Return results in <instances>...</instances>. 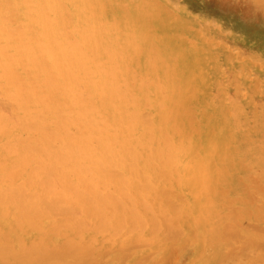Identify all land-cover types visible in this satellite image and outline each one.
<instances>
[{"label": "bare ground", "instance_id": "6f19581e", "mask_svg": "<svg viewBox=\"0 0 264 264\" xmlns=\"http://www.w3.org/2000/svg\"><path fill=\"white\" fill-rule=\"evenodd\" d=\"M260 1L261 0H259V2ZM259 4H261V2ZM174 6L175 4L172 5L164 0H0V80L2 81V88H4V90L12 98V103H14V105H11V107L16 109L19 113V115H16V112L14 111V114L10 107L12 115L14 114L13 116H18V119L16 118L17 120H15V117H9L10 115L8 116V113H4L2 111L4 109H1L0 106V141L2 140V142H0V169L3 168L4 165L6 168H9V170L12 171L14 170L10 169L12 163H14V166L16 165L15 163H17L18 171L21 174L24 173V175L29 177L27 178V180L30 181L29 184H31V182H34L48 189V192H45V194L48 193L47 196L52 197L53 200L55 199L54 202H52L53 210H60L61 212L65 211L66 213H70L69 215L72 216L76 215V213L79 215L83 214V217H90V220H92L91 217L94 216V221H91L92 224L96 223L95 220L99 215V218H102L101 220H108L109 224L107 222L106 225L108 224L110 229H112V226L114 227L115 230L113 231L112 229V231L110 232V235L112 236L113 234L114 236L112 237L114 238L121 234L119 229H122L124 224H129L130 227L131 225L134 227L137 225L136 222L138 221L139 225L145 224L147 226L149 224L152 226L153 222L161 219L158 217L156 219V217L154 218V216L156 215V213L157 216L160 215L158 214V211L159 213L162 212V200H165V208L168 207L167 205L171 206V204L173 203L172 202L171 204H169L170 200L165 199L168 196L169 199H172V197L170 198V196L172 195L173 191L169 189L168 193L165 190L164 192H166L167 194H170L171 192L172 193L170 195H167V197L165 196V193V198H163V196L161 195V200L158 196V194H160L158 193L160 190L157 188L158 192L156 189V192L153 191L156 185H154V183L152 182L150 183L153 184L154 187L153 189H148V192L152 190L153 194L149 199H144V197L149 196H145L147 194L144 195L143 191L145 190V184H142L144 182H140L143 179L145 173H149L152 176L151 178L158 184V187L161 183H163L164 186V183L167 182V180L165 178L164 180L163 177H166L168 174L164 175V173H166L164 170V173H161L162 170L161 172H158V167L159 169H161L162 165L168 167L172 164L174 166L175 169H172L170 167V169L175 171L174 173L171 172L174 174V177L172 176V174L168 176H172L173 183L177 184L179 188L181 187L183 190H185V193H187L191 199V202L189 203L190 206L186 207V209H189V212H191L190 218L186 219L188 217L187 214V217L185 216L184 218H182L181 214L180 216L181 219H186V221L184 222L188 234L191 233L193 235L192 237L196 238L197 234L195 232H198V230L208 232V230L212 229V226L215 225H213L212 222L214 221L213 218L216 215L218 206L220 207L219 202L224 199H226L225 202H227L230 198L228 197L230 189H232L235 185L239 186V184L241 183L239 180H241L242 178L238 179L239 176L237 177L236 173L240 169H247V167L244 168V163L252 162V164H255L256 162L261 165L264 164V146L258 145L257 142L255 144L252 139V136L257 132L258 127V125L256 127L254 124V119L256 117V102L253 96L256 95V88L250 87L249 84L244 86L243 84H241V81L238 80L239 78L242 79L248 71V64L246 65L245 61L249 58L250 54L246 53L242 48L240 49V46H238L237 44L239 41L238 37L230 31L228 32L218 25V27L216 28H210V26H206L207 23L204 25L200 21L196 20L195 17L187 13L180 12ZM253 25H255V27H257L259 30H264L263 23H259L257 21H255V23H251L250 21L247 23L248 27ZM215 26L213 25L211 27ZM261 61H259V67L263 66V63L261 64ZM249 72H251V70ZM255 77L258 79V76ZM247 78L249 77L247 76ZM261 80H259V82ZM255 81L256 80H254V85ZM260 90L261 89H259V94L261 93ZM8 94L6 98H8L11 102ZM5 106L9 105L4 104L3 107L5 108ZM145 106L152 107L154 109V115L150 113L153 116L152 120H149V124H146L145 120L141 116L142 111L140 110ZM142 115L144 114L142 113ZM146 118L147 117H145V119ZM262 124L264 123H261V125ZM17 131H19L21 135L25 136L24 144L19 142V144L17 143V141H19V139L21 138H18L17 141L15 139L16 142L12 143V141H14L12 140L14 139L12 137L13 134L15 137V133L19 134ZM135 133L137 134L135 135ZM25 134L28 135V137ZM261 134L264 135L263 133ZM133 147H137V149L134 150ZM133 162L135 164L137 162V165L135 166ZM258 164L256 165V167L258 166L259 168ZM103 168H111L112 170H118L117 168H120L127 173V184L121 178L120 179L127 185V188L128 186H130L131 193H129L131 195L129 194L130 197L128 199L126 196H123V191H125L126 188L122 189L123 186H121V180L118 181L116 178L111 177V175L109 176V174L105 175L106 172L105 174H103L105 169L103 173L100 174V170H103ZM9 170H7V173H9L10 175H14L13 173H15V170L14 172L12 171L13 173H10L11 171L8 172ZM88 170L91 172L90 176L87 173L89 172ZM112 170L109 172H113ZM166 171L168 172L169 170ZM246 172L247 171H245V173ZM20 173L17 174L19 175ZM158 173H161V175H159ZM9 174L8 176L10 178ZM122 176L124 175H121V177ZM2 177H5V175L3 176V173ZM12 177L13 178L11 181H13L14 179V176ZM23 177L25 178V176ZM251 177L253 176L251 175ZM9 178L8 182L10 180ZM148 178L151 179L150 176ZM254 178L253 180H255ZM262 178L264 177L262 176ZM257 179L258 178L256 177V180ZM256 180L255 182H257ZM4 181L6 182V178L4 179ZM90 181H92L91 183L95 185L94 187H96L98 191L93 190L94 187L91 188ZM3 182H1V184ZM139 183L144 185L143 191V187L141 189V184ZM17 184H22L24 186L22 182L21 184L20 182H17ZM256 184H258V186L260 185L259 183ZM14 185L12 184V186L14 187V192L15 190L17 191L23 188L21 191H24V193H21L20 191V195L25 194L26 196L27 194L31 193V196L33 197L32 194L35 193L34 187L33 191V189L28 190L27 188H19ZM169 185H171L172 187L171 180L168 186ZM32 186L35 185L31 184L30 188ZM149 186L151 185H148L147 187ZM15 187L18 189H15ZM36 187L37 186H35V188ZM246 187L248 186L246 185ZM8 188L10 190L9 186ZM79 188L83 189L84 191H89L90 194L86 195L88 197L84 196L82 194L83 191L81 190V192ZM84 188L87 190H85ZM259 189L261 190L260 186ZM25 190H28L29 193H27L28 191L26 192ZM42 190L39 191L41 192ZM113 191L121 192V195L123 194L122 196L126 200L122 199L124 201L119 202L115 198L117 196H112L116 195L113 193ZM126 191H129V189ZM238 191L241 190H237V192ZM245 191L247 193L248 188ZM18 193H16V195ZM61 194H63L64 197H62ZM85 194H87V192ZM1 195L0 203L4 201L5 204L3 202L1 205L4 206H0V220H6L8 215L13 213L16 208L15 206H13L15 209L13 208V211L11 212L8 208V205L10 204H7L6 202L8 199L3 200L4 197L2 198ZM36 195L38 196L40 194H34V196ZM252 195L254 196V198H256L253 193ZM25 196L22 195L21 198L25 199ZM41 196L37 197V200ZM183 196L186 197L185 195ZM18 197H20L19 194ZM178 198L180 200L183 199V197ZM260 198H258V201ZM13 199L15 202V198ZM49 199L46 201H49ZM238 199H240V197ZM31 200L33 201L34 199ZM144 200L145 202H147L148 200L149 201L145 203ZM166 200L168 201V204L166 203ZM231 200L233 201L234 199ZM22 201L20 203H22ZM245 201L248 202L247 199ZM229 202L230 199L228 203ZM28 203L30 204V202L27 200L26 206H24V211L27 209L29 210V207H31V205L29 206ZM49 203L51 202L49 201ZM231 203L229 204L232 205ZM35 206V208L38 207L37 205ZM223 206L221 205L222 208ZM256 206L260 207L259 205ZM228 208H231V210H233L239 207L236 206L235 208ZM256 210L258 209L256 208ZM44 211L45 210L41 212L39 211L40 215ZM163 211L164 213H166L165 210ZM174 211L175 210H173L172 213H174ZM234 211H236V209L230 211V213L232 214ZM244 211L246 210L243 209V213ZM247 211L249 212L251 210L249 209ZM17 213H19V210L17 211ZM17 213L16 216H18ZM23 213L24 214L20 216V219H17L15 217L13 218L14 220L12 219V221L10 220V218L6 220L8 222L9 220L12 222V224L11 222L8 224L9 227H12L10 228L11 230H7V232H4V230H2V228L0 227V235H2L4 239L7 238V240L0 238L2 241V244H0V256L3 257L0 258V260L6 258V262L8 261L9 263V257L11 256H17L21 259L24 252L19 251L20 247L17 248L18 245L21 246V243L24 244L23 246H25L26 244V247L28 245V247H30V249L32 250L34 248H38V250L41 249L44 252L45 249L43 248L45 247H40L42 244L44 246H48L46 247V250H50L51 247L49 246L52 243L44 244L43 242L45 240H49L48 234L50 237V230L53 232L52 235H54L55 233L57 235V233H59L56 230L54 232L53 227H51L50 230H46L47 227L43 229L44 227H42L41 222H44L42 219L46 214H48V212L45 213V215L42 214V219L38 214L41 226L40 224H38V219L36 220L37 217L34 219V217L32 216L34 213H28V211ZM92 213L96 214L97 217H95V215H92ZM164 213L162 212L161 214ZM20 214L21 213H19V215ZM55 214L58 215V213ZM168 214H171V212H169ZM168 214L166 215L168 216ZM224 214L225 213H222V215ZM231 214L228 213V215L232 216ZM238 214L237 212L233 213V215L237 216V218L239 219H242L245 216L241 214L238 216ZM64 215L66 214L64 213ZM173 215L175 216L176 213L172 214V220H175V217L173 218ZM226 215L227 214H225V216ZM248 215H251V213L247 214L244 218L247 219ZM260 215L264 216L262 213ZM46 216L44 218H46ZM135 217L140 220H136ZM257 217H259V215H257ZM47 218L52 217L48 216ZM164 218L165 217H163V219ZM216 218L220 219L219 216H216ZM260 218L261 217H259V219ZM32 219L33 221L36 220L34 224L32 222ZM55 219L57 218L55 217ZM66 219H68V217H66ZM79 219L81 221V219L83 218H78V221ZM163 219H161L160 224L158 222L160 228L162 227L161 224ZM134 220L136 222H134ZM228 220H230V217L228 218ZM233 220L234 218L232 219V221ZM61 221L62 220H60V222ZM63 221L66 220L64 219ZM68 221L69 223H71L70 225L76 223V221ZM169 221L171 220H168V222ZM220 221L217 222L216 220L217 224L220 223ZM45 222H49V220ZM81 222H83V220ZM168 222H165L164 224L167 225ZM237 222L239 223V221ZM101 223L103 225V221ZM101 223H96V227H98V225H101ZM175 223H177L176 220ZM244 223L246 222H243V224L240 225H243L242 228L244 227ZM248 223L249 222L246 223L247 225H245V229L249 230V227L251 226L252 228L250 227V229H252L253 232L256 230L258 232L257 235H259V233L261 232L263 234L261 237L264 236V233L262 231L264 227L257 226L256 224H254L255 226H252L248 225ZM50 224H53V222ZM82 224H84V222ZM223 224L226 225V223ZM232 224H229V226ZM236 224L234 223V225ZM37 225H39L40 228L42 227L41 229L45 231H42L43 233L40 234V236L36 239L26 238L25 234L29 229L32 230L33 228H36L35 230H38L39 232L41 231L39 230ZM176 225L178 228L181 226L180 224L179 226L178 224H175V226ZM218 225L222 226V224ZM72 226L74 227L75 224ZM72 226L70 228H72ZM91 226V230H93V225ZM91 226L88 228H91ZM118 226L119 228L117 229ZM102 227L103 226H101L100 229H102ZM137 227L139 229H137ZM137 227H134L135 230H132V232L126 230V236L127 233L131 236L133 231L139 232L141 226ZM164 227H162L163 231H169L170 227L172 226H170L169 229H166L167 226ZM218 227L219 226H217L216 229L217 231L219 230L218 232L220 234L217 231H214V229L213 233H215L213 234L212 231L208 232L210 233L209 236L213 237V235H215L217 232L219 234L218 236L220 237H218V240H221V235L225 234L223 238L224 240L226 239L227 242L230 239V237L228 236H231L230 234H232V230L238 229L234 226V228L232 227V230L230 229V232L229 230L227 231L228 233H230L228 234L227 232H225L226 228H223L224 233H221L222 231L220 232V228ZM260 227L262 228V230H259ZM62 228L64 227H61L60 229ZM66 228L67 227H65L64 230ZM88 228L86 232L90 230ZM152 228H154V226ZM182 228L183 227L181 226L179 231ZM227 228H231V226ZM254 228L258 229L253 230ZM57 229L59 230V227H57ZM100 229L98 228L99 232H103V230L106 228L102 229V231ZM175 229L177 228L174 227L172 230ZM98 230H96L94 233H96ZM107 230L108 228L106 229V231ZM116 230H118L120 233L118 234V231L116 233H113ZM159 230L160 229H158V231ZM162 230L161 232H163ZM80 232L83 231L81 230ZM99 232L97 234H102ZM108 232L106 233L109 234ZM138 232L135 235L138 236ZM245 232L248 233L249 231L245 230ZM245 232L243 230L242 233ZM60 233H62L61 236L65 234H63V232ZM142 233L143 232H140L139 236H142ZM156 233H151V236L153 238L154 235L155 238V235H157L156 240H158L160 235ZM179 233H177L174 237L173 235H170V232L168 234L163 233L164 237L161 242H166V240L170 239L168 237H173L175 241L180 236L178 235ZM182 233L184 232L182 231L180 234L182 235ZM226 233L228 234L227 237L229 239L225 237ZM234 233L235 231H233V236L237 237V232L235 233V235ZM4 234H9L10 236H5ZM125 234L123 235V237L125 236ZM204 234L206 235V233ZM255 234L256 233H254V235ZM73 235H68L71 240L73 239ZM141 236L139 238H141ZM81 237L82 236L78 238L82 240ZM251 237L249 240H253V237ZM133 238L134 237H132V239ZM149 238L147 236V239ZM232 238L233 237H231V239ZM242 238L243 240L247 241L246 239L248 237L245 236V239L244 236L241 235L240 239L242 240ZM79 239H77L78 241L75 240L74 245H76V242H79L82 245L83 241L81 242V240ZM122 239H120V242ZM143 239L142 241L140 240L141 244L143 243ZM179 239L180 238H178L177 241H179ZM182 239L184 242L183 245L180 242L179 244H181V247H187V245L189 244L186 243L187 239ZM188 239L190 238L188 237ZM197 239L195 240V242L197 241ZM203 239L206 240V236H204L202 240ZM101 240L103 239L101 238ZM109 240L106 242H112L110 243L112 247V244L116 242H113L114 239H112V241ZM135 240H137V238H135ZM215 240L216 239L214 238L211 239L210 243L208 242L209 245H207L208 243L204 244L209 248L210 246H212L213 248V246L215 247V245L218 243V240ZM249 240L247 243L244 242L247 244L244 247L248 246ZM62 241L65 242V238ZM132 241L134 242V240ZM140 241L137 240L134 245L130 242L131 245L127 244L128 246L124 241V243L122 242L124 245L122 243H118L120 244V247H117L118 249L113 244L115 247L114 249L112 248L111 250V248L107 246V249L104 248L103 251H106L104 252L106 255L109 248L111 251L120 250L122 251L121 254L123 253L121 255V259L123 256H125L123 257L125 259L127 255L129 257V251L132 253V251H136L134 250V248H141L142 246L144 247V243L141 246ZM146 241V243L152 244L158 242L155 240V242L153 240V242H148V240ZM170 241L172 244V238L170 239ZM87 242H85V244ZM161 242H159L158 244L162 245ZM203 242L204 241H202V244ZM254 242L256 241L253 240V243ZM91 243V246H93L92 249H96L93 245L95 241ZM137 243L138 246H135L137 245ZM236 243H239V241ZM263 243L264 241L261 240L258 244L262 245ZM88 244H86L85 246H87ZM102 244L103 243H101V246H103ZM173 244L175 243L173 242ZM204 244L202 245V247L204 246ZM252 244H250V246ZM255 244L258 245L257 242ZM121 245H123V247ZM125 245L127 249L126 247H124ZM233 245L235 246V244ZM56 246L54 243V246L52 247L54 248ZM58 246L60 250L56 247L57 251H62V254H65L66 251L69 252V250L74 252V248L78 250L77 248L80 247L79 250H81L77 253H79V255L83 257L82 259H84L85 254L81 253H83L82 251L85 246L82 245V248L81 246L76 245V247L74 248L67 247V249H65L64 244L63 246H61V244H59ZM71 246L73 245L71 244ZM91 246L89 248L91 251L88 249L86 253L85 250L84 253H86L87 255L85 257H88L89 255L91 256V254L93 253ZM98 246L101 248L100 245ZM253 246L254 244L252 245V248ZM258 246H256V249L254 250H258ZM60 247L63 250H61ZM162 247L165 246L159 247L158 250H160V248L162 249ZM233 247L231 246L233 251L231 250V248L229 250L227 247L228 250L226 252H228V255L225 252V256H228V260L230 259V254L231 257H233L232 255L236 253L234 251V249L236 250V248ZM240 247H237L238 250H243L242 248L244 247ZM55 249L50 250V252L55 253L56 256L57 251L54 252ZM205 249L206 247L203 250ZM245 249L247 251V247L244 248V250ZM125 250L127 251L125 252ZM244 250L241 251V253L244 252ZM99 251L101 250L99 249ZM99 251L98 253L103 254V252ZM155 251L156 250H154L153 253H155ZM202 251L200 253L205 254ZM50 252L49 254H51ZM173 252L175 251L173 250ZM32 253H29L30 256H27V258L25 259L26 261L24 260L25 262L29 263L30 260L32 264H37L38 261H40L39 259H41V264H43V262L44 264H47L51 262L50 258L54 256V254L52 253L53 256L51 254V257L49 255V257H42V255L37 252V257H34L35 255H33ZM59 253L61 252H58V254ZM74 253L72 254L70 260L65 261L60 257L62 255L61 254L59 256L60 258H55L58 259L55 260L56 263L54 262V257L52 258L53 261L51 263L59 264V262H63V264H67L70 261V263H73L75 260V262H77L78 264V259L76 261L75 258H78L80 256H77L78 254L76 252ZM149 253L150 252L147 251V255L145 253L141 256H148V258L152 257L151 255L153 253H151L150 256L148 255ZM156 253L159 254L158 252ZM169 253L170 251L168 250V254ZM183 253L182 255L184 256ZM38 254L41 256H38ZM112 254L113 252L111 253V255ZM136 254L138 253L136 252ZM168 254L166 256L170 255ZM202 254H200L199 256H201ZM177 255L176 258L178 257ZM244 255H246V258L249 257V255L247 256V253H245ZM63 256L67 259L70 258L67 257L68 255H62V257ZM74 256L75 258H73ZM93 256L92 259L95 260ZM225 256L224 262L226 263ZM17 257H15L17 261H21V263L24 262L22 261V259L24 258L18 260ZM145 257L144 259L140 257V259L138 258L137 260L144 262L146 259ZM160 257H158V261ZM250 257L253 258V256ZM34 258H37V263L36 261L33 262ZM44 258L45 260L43 261L42 259ZM72 258L74 260H72ZM98 258L99 257H97V260ZM152 258H154V256ZM163 258L164 257L160 259ZM217 258L218 254H215L214 259ZM236 258H234V260ZM239 258L237 259L240 260ZM46 259L48 260V262ZM92 259L89 258L87 261H92ZM115 259L119 260L118 258ZM193 259H195V257L192 258V260L190 259V264L191 261H195L197 257L195 260ZM80 260L81 259L79 258V261ZM108 260H110V258ZM114 260H112V263ZM153 260L155 262L157 261L155 259ZM201 260H203V258ZM219 260L222 262L223 256L221 259L219 258ZM254 260L255 259L253 258L252 263L255 262ZM259 260L262 259H258V263L262 262ZM87 261H85L84 263L86 264ZM158 261L157 264H161V262H163V260L161 262ZM6 262L4 261L3 263L5 264ZM13 262L17 264V262H15L14 260L11 263ZM97 262L99 264H104V260L103 262H101V260ZM133 262L135 264V262L137 261ZM239 262L241 263V261ZM92 263L94 264V262ZM176 263L177 262H175V264ZM217 263L220 264L219 262Z\"/></svg>", "mask_w": 264, "mask_h": 264}, {"label": "rangeland", "instance_id": "374dc122", "mask_svg": "<svg viewBox=\"0 0 264 264\" xmlns=\"http://www.w3.org/2000/svg\"><path fill=\"white\" fill-rule=\"evenodd\" d=\"M164 1H166V2H168V3H170V4H172V5H174L175 4V8H177V10H179L180 12H183V13H187V14H189V15H191V16H193V17H195V19L196 20H198V21H200L201 23H203L204 25L206 24V26H210V28H216V27H218V26H220V27H222V28H224L225 30H227L228 32L230 31L231 33H233L234 35H236L237 37H238V46H240V49L242 48L246 53H249L250 55H249V58L248 59H246V61H245V64L249 67H247V73L244 75V77L242 78V79H238L239 81H241V84H243L244 86L245 85H250V87H254V88H256V95H254L253 96V98H254V100H255V102H256V117H255V119H254V124H255V126L257 127V125H258V127H260V128H258L257 127V132L252 136V139H253V141H254V143L256 144V142H257V144L258 145H262V146H264V135H262L261 133H263L264 134V124H262L261 125V123H264V117H262V116H264V84H262V83H264V30H259L257 27H255V25H253V26H250V27H248L247 26V23L250 21L251 23H255V21H257V22H259V23H263L264 24V0H261L260 2H261V4H259L260 2H259V0L258 1H256V0H164ZM173 2V3H172ZM179 2H181V3H179ZM255 2V3H254ZM258 2V3H257ZM177 3V4H176ZM202 3V4H201ZM206 6H205V5ZM214 4V5H213ZM183 5H185V6H183ZM210 5V6H209ZM197 6V7H196ZM202 6V7H201ZM260 6V7H259ZM189 7V8H188ZM190 7H191V9H190ZM190 11H189V10ZM194 9V10H193ZM196 9V10H195ZM207 9V10H206ZM202 13V14H201ZM216 14H218V15H216ZM209 15V16H208ZM205 16V17H204ZM213 16V17H212ZM208 17V18H207ZM198 18V19H197ZM208 21V22H207ZM213 24H212V23ZM220 23V24H219ZM211 24V25H210ZM215 26V27H211V26ZM218 25V26H217ZM229 25V26H228ZM226 27H227V29H226ZM253 53V54H252ZM256 55V56H255ZM259 56V57H258ZM251 57V58H250ZM253 59H255V60H253ZM258 59H259V61H261V64L263 65H261L262 67H259L260 66V64H259V61H258ZM251 60V61H250ZM258 62V63H257ZM253 67V68H252ZM251 70V72H249ZM249 77V78H247V76ZM253 75V76H252ZM246 76V77H245ZM255 76H258V79L255 77ZM252 77V78H251ZM262 79H260V78ZM255 78V79H254ZM254 80H256L255 81V85H254ZM259 80H261L260 82H259ZM253 82V83H252ZM261 83V84H260ZM260 84V85H259ZM259 86V87H258ZM257 88H259V89H261L260 90V94H259V89H257ZM3 89V90H2ZM2 91H5L4 90V88H2V81L0 80V106H1V109H4V110H2L4 113L6 112V114L9 116V117H12V118H14L15 117V120H17L18 119V116H16L17 114L19 115V113H18V111L16 110V109H14V108H12L11 107V105H14V103H12L13 101H12V98L10 97V95L5 91V92H2ZM5 93V94H4ZM8 94V97L10 98V100H11V102L9 101V99L8 98H6L7 97V94ZM3 95V96H2ZM6 95V96H5ZM3 102V103H2ZM7 102H10V103H7ZM263 102V103H262ZM2 104V105H1ZM9 105V106H5V108L3 107V105ZM3 107V108H2ZM10 107H11V109H12V111H13V113L15 114V112H16V115L15 116H13L12 115V111L10 110ZM14 107V106H13ZM262 108V109H261ZM145 109V110H144ZM150 109V110H149ZM144 110V111H143ZM261 110H262V112H261ZM15 111V112H14ZM140 111H142L141 112V116L143 117V119L145 120V123L147 124H149V120H152V116L154 115V109L152 108V107H147V106H145V107H143ZM11 112V113H10ZM147 112V113H146ZM149 112V113H148ZM142 113L144 114V115H142ZM150 113H152L153 115H151ZM149 116V117H148ZM145 117H147L146 119H145ZM17 118V119H16ZM262 118V119H261ZM257 121V122H256ZM260 123H259V122ZM18 133H19V131H17ZM16 134V137L14 136V134H13V138L14 139H12V140H14V141H12V143H15L17 140H18V138H21V139H19V141H17V143L19 142V143H22V144H24V135H21L20 133L19 134H17V133H15ZM137 133H135V135H136ZM17 135H19V136H17ZM26 135V134H25ZM262 135V136H261ZM21 136H23V137H21ZM27 137H28V135H26ZM260 136V137H259ZM253 137H255V138H253ZM259 137V138H258ZM262 137V138H261ZM23 138V139H22ZM258 138V139H257ZM15 139H16V141H15ZM5 140V139H4ZM4 140H3V142H4ZM23 140V141H22ZM263 141V142H262ZM0 142H2V140L0 141ZM16 143V144H17ZM18 143V144H19ZM133 149L134 150H136L137 149V147H133ZM257 156V155H256ZM1 160V159H0ZM135 161V160H134ZM134 163V162H133ZM16 165V167L14 166V163H12V166H11V168L10 169H14L15 170V173H13L14 172V170H9V168H6L4 165H3V168H1L0 169V177H2V173H3V176L5 175V177H2V178H0V179H2V180H0V184H1V182H3L4 181V179L6 178V182L4 181L2 184H1V186L0 187H2V188H0L1 190L3 189L4 191H6V192H4L3 190H2V192H1V190H0V195H1V197L3 198L4 197V199L3 200H7L6 202H7V204H10V205H8V208H9V210L12 212L13 211V206H15V208H16V210H14V212L13 213H11L10 215H8V217H7V219L6 220H8L9 218H10V220L12 221V219L13 218H17V219H20L21 217V215H23L24 213L23 212H26V211H28V213H34L32 216L34 217V219L36 218V220L38 219V224H40V222H39V218H38V214H39V217L42 219V217H43V215L42 214H44L45 215V213H47L48 212V214H46L45 216H46V218H44L43 217V221L45 222V221H48L49 220V222H45V225H44V222H41V224H42V227H44L43 229H45L46 227V230H50L51 229V227H53L54 228V232H55V230L57 231V232H59V233H57V235H56V233L54 234V235H52V231L50 230L49 232H50V237H49V234H48V238H49V240H45L43 243L44 244H51L49 247H51V249L50 250H54L56 247L59 249V244H61V246H63V244H64V247H65V249H67V247H72V248H74V247H76V245H79V246H81L82 248H83V246H85L86 244H88L90 241L91 242H94L95 241V243L93 244L94 246H95V248L97 249H94V250H96V251H94L93 249H92V247L93 246H91L92 245V243L90 242L87 246H85V248L83 249V253H81V254H85V256H87L86 255V253H87V251H88V249L90 248V246H91V249H92V251H93V253L91 254V253H89V254H91V256L89 255L88 257H85L84 256V259H82L83 257L82 256H80L79 255V253H77L78 251H80L79 250V248L80 247H78L77 249L78 250H76V248H74L73 250H75L74 252H76L78 255L77 256H80V257H78V258H75V256L73 257V258H75L76 259V261H77V259H78V264H85L84 262L85 261H87L89 258H91L92 259V256L95 258V260L94 259H92V261H87V263H89V264H91L92 262H94V264H97L98 262L97 261H99V260H101V262H103V260H104V264H134V262L133 261H137V262H135V264H149V262H150V264H157V261H158V257H160V256H162V257H164L163 259H160V258H162V257H160L159 258V261L158 262H161L162 260H163V262H161V264L163 263V264H168V263H170V262H172V263H170V264H173V261H174V264H175V262H177L176 264H190V259L192 260V258H194L195 257V259H196V257H197V261L195 260V259H193V260H195V261H191V264H218L217 262H219L220 264H229V263H232V264H241L242 262H244V263H242V264H260V263H262V264H264V256H263V253H264V249H263V247L264 246H262V245H264V243L262 244V245H259L258 243L262 240V241H264V236L263 237H261L263 234L259 231V230H262V228L261 227H264V216H262V215H260L261 213L264 215V192H262V191H264L263 189H264V178H262V176L264 177V174H261V173H264V164H258V163H256L255 162V164H252V162H248V163H244V168H246L247 167V169H240V170H238L237 171V177H238V179H241V180H239L241 183L239 184V186L238 185H235L232 189H230V193L228 194V197H230L229 199H230V202L229 203H231V199H234V200H236V201H232V205H230L229 203H228V201H229V199H228V201L227 202H225L226 201V199H224V200H222V201H220L219 202V205H220V207H221V205L223 206V204H224V206H223V208L221 207H219L218 206V209H217V212H216V215L214 216V218H213V225L215 224H217V222H219L221 219V221H220V223H218V224H222V226L221 225H214V226H212V229H210V230H208V232H211L212 231V233H213V230L214 231H217V226H219L218 228H220V232L221 233H224L223 231H224V229L223 228H226V230H225V232H227L228 230H229V232H230V229L232 230L233 228H234V226L235 227H237L238 229L237 230H232V234H230V233H228V234H230L231 236H228V237H230V239L227 237V233H226V238L227 239H229L228 240V242H227V240L225 239L224 240V238H223V236L225 235H221V237L223 238V240H222V238H221V240H218V235L220 234L218 231V233L216 232V234L215 235H213L212 233V235H213V237L211 238L210 236H209V234L210 233H208V232H204V231H202V230H198V232H199V234H198V232H195L196 234H197V236H196V238H194V237H192L193 235L191 234V233H189V234H191V235H189L188 234V231H186L187 229H186V227H185V222L184 221H186V219H189L190 218V216H191V212H189V209H186V207H189L190 206V197H189V195L187 194V193H185V190H183L181 187L179 188V186L177 185V184H174L173 183V177H174V172L175 171H173L172 169L174 168V166L171 164V165H169L168 167L166 166L165 167V165H162L161 167L162 168H164V169H159V167H158V172H161V170H162V172L161 173H164V171L166 172V173H164V175L166 174H168V175H171L172 174V176H164L163 174V179L165 178L166 180H167V182H165L164 184V186H163V183H161V184H159V187H158V184L151 178L152 176L149 174V173H145L144 174V177H143V179L140 181L141 183L142 182H144V183H142V184H145V186L144 185H142L141 183H139V184H141L140 185V187H141V189H142V187L144 186L145 187V190H144V187H143V189H142V191L144 192V195L145 194H147V195H145V196H148V197H144V199L145 198H147V199H149L150 197H151V195L153 194V191H155V189L157 190V188L161 191L163 188V190L161 191L162 192V194H161V192L159 191L158 192V190H157V192L158 193H160V194H158V196L160 197V199L162 200V196H163V198H165V196L167 197V195H170V194H167L166 192H168L169 193V189H171V191H173V193H172V195L170 196V198L172 197V199H169L168 197L167 198H165V199H167V200H170L169 202V204H171L172 202L174 203H172L171 204V206H169V205H167L168 204V201L166 202L167 204V206L168 207H164L165 206V200L163 199L162 200V202L161 203H163V206H162V209L163 210H165L166 211V213H164V211L162 210V212L164 213V214H161V213H159V211H158V214H160V215H158L157 216V213H156V215L154 216V218L156 217V219H157V217L158 218H161V219H163V217H165L163 220H162V224H161V226L162 227H164V226H167L166 227V229H169V227L170 226H172V227H170V229H169V231L167 232L166 230H162L163 228L161 227L160 228V223H161V219H158V221L156 220L155 222L157 223H155V222H153L152 223V226L151 225H149V226H151V227H149L148 225L146 226L145 224L143 225V224H141V225H139L138 223V221L136 222L135 220H134V222H136L137 223V225L136 226H134L135 228L137 227V226H141L140 227V231L138 232L139 234H140V232H143L142 233V236H141V238H139L140 236H139V234H138V236L137 235H135V234H137V232H135V231H133V233L131 234V236H130V234H128L127 233V236H126V234H125V232H127L126 230H129L130 232H132V230H135L134 229V227L131 225V227L129 226V224H124V229H123V227H122V229H119V231L121 232V234H125V236L123 237V235H121V234H119L120 232L118 231V230H116L115 232H113V233H116L117 231H118V236H116L115 238L114 237H112V236H114L113 234H112V236L110 235V232L112 231V229H113V231L115 230L114 229V227L112 226V225H110V226H112L111 228L112 229H110L109 228V222H108V220L107 219H104V220H101L102 218H99V215H98V218L95 220V222L96 223H101L102 221H103V225H102V223H101V225H98V227H96L97 226V224L96 223H94V224H92L91 223V221H94L93 219V217L94 216H92L91 217V219L92 220H90L89 218L90 217H87V218H85V217H83V214H77L76 213V215H74V216H72V215H69L70 213H66L65 211H63V212H61L60 210H53V203L52 202H54V200L52 199V197H49V196H47L48 195V193H46L45 194V192H48V189L45 187H43V186H40V184H36V183H34V182H31V184L33 185H35V186H37L36 188H35V186H32L31 188H30V186H31V184H29L30 183V181L29 180H27V178H29L28 176H26V175H24V173H20L19 171H18V169H17V163H15ZM135 164V163H134ZM247 164V165H246ZM259 165V168H258V166L256 167V165ZM137 165V162H136V164H135V166ZM261 165V166H260ZM164 166V167H163ZM173 166V167H172ZM0 167H1V163H0ZM16 169H15V168ZM170 167L172 168V169H170ZM250 167H251V169H253L254 167V169L253 170H251L250 169ZM253 167V168H252ZM260 167H261V169H260ZM112 168V167H111ZM111 168H103V170L101 169L100 170V174H102L103 173V171H104V169H105V171H104V173L103 174H105V172H106V174L105 175H107V174H109V176L111 175V177H113V178H116L118 181H120L121 179L126 183V182H128L127 180L128 179H126V177L128 176L127 175V173L125 172V171H123L122 169H120V168H117L118 170H112ZM109 169V170H108ZM115 169V168H114ZM175 169V168H174ZM249 169H250V171H249ZM260 169V170H259ZM6 170V171H5ZM7 170H9L8 172H10V173H13L14 175H12V176H14V179H13V181H11L12 180V176L9 174V173H7ZM113 171V172H109V171ZM164 170V171H163ZM166 170H169L168 172L166 171ZM172 170V171H171ZM89 171V170H88ZM102 171V172H101ZM117 171V172H116ZM240 171H242V172H240ZM245 171H247L246 173H245ZM122 172V173H121ZM171 172H173V173H171ZM238 172H240V173H238ZM253 172H255V173H253ZM5 173V174H4ZM17 173H20L19 175L17 174ZM88 174H89V176H90V171L89 172H87ZM113 173V174H112ZM118 173H120L121 175H124V176H122L121 177V175L120 174H118ZM124 173V174H123ZM161 173L159 174V175H161ZM245 173V174H244ZM7 174V175H6ZM8 174L10 175V178H9V176H8ZM126 174V175H125ZM18 177H17V176ZM113 175V176H112ZM115 175V176H114ZM119 175V176H118ZM251 175L253 176V177H251ZM262 175V176H261ZM8 176V177H7ZM23 176H25V178L23 177ZM116 176H118V177H116ZM150 176V178L151 179H149L148 177ZM16 177H17V179H16ZM146 177V178H145ZM168 177V178H167ZM255 177V178H254ZM256 177L258 178L257 180H256ZM8 178L10 179L9 180V182H8ZM24 180H23V179ZM121 178V179H120ZM144 178H145V180L146 179H149V180H144ZM253 178L257 181V182H255V180H253ZM261 178V179H260ZM24 181H22V180ZM164 179V180H165ZM19 180H21V181H19ZM27 180V181H26ZM121 180V186H123L122 187V189H125L126 188V190H128L129 189V191H123V196H126L127 197V199L130 197V193H131V189H130V186H128V188H127V183L125 184V183H123V181ZM152 180V181H151ZM168 180H169V182H170V180H171V182H172V187H171V185H169L168 186V184H169V182H168ZM259 180V181H258ZM261 180V181H260ZM147 181H148V183H150V182H152V183H154V185H156L155 186V188H154V190L151 192L150 190V192H148V189H153V187H154V185L153 184H148L147 183ZM243 181V182H242ZM17 182H20V184H21V182L24 184L25 182V184H24V186L21 184V185H19V184H17ZM28 182V183H27ZM92 181H90V183H91ZM168 183V184H167ZM239 183V182H238ZM248 186V187H246V185ZM256 183H259L260 185V187H261V190L259 189V186H258V184H256ZM262 183V184H261ZM12 184L14 185V184H17V185H19V186H17V185H14V186H16V187H19V188H22V187H24V188H27L28 190H32L33 189V187H34V189H35V191H34V189H33V191L35 192L34 194H36V193H38V194H40V195H36V196H34V194H32L33 195V197H36V198H33L32 196H31V193H29V191L27 192L26 190V192L27 193H29V194H27L26 196H25V194H22L23 196H25V199L24 198H21L22 197V195H20L21 193H24V191H21L22 189H20V190H15V192H14V187L12 186ZM123 184V185H122ZM146 184H148V185H153L152 186V188H151V186H149V187H147L148 185H146ZM2 185H7V186H2ZM26 185V186H25ZM29 187H28V186ZM39 185V186H38ZM93 183H91L90 184V186H91V188H93L95 185H93ZM126 187H125V186ZM162 185V186H161ZM253 185V186H252ZM263 185V186H262ZM8 186L10 187V190H9V188H8ZM237 186V187H236ZM242 186V187H241ZM15 187V189H18V188H16ZM160 187H161V189H160ZM163 187V188H162ZM176 187V188H175ZM13 188V189H12ZM30 188V189H29ZM42 188H43V190H42ZM78 188V187H77ZM96 187H94V189L93 190H96V191H98L97 190V188L95 189ZM147 188V189H146ZM179 188V189H178ZM248 188V192L246 193V189ZM7 189V190H6ZM85 189V188H84ZM121 189V190H122ZM9 190V191H8ZM38 190V191H37ZM39 190H42L41 192L39 191ZM79 190L82 192V194L84 195V196H86V195H89L90 194V192L89 191H84L83 189H80L79 188ZM85 190H87V189H85ZM166 190V192H164ZM235 190V191H234ZM237 190H241V191H238L237 192ZM252 190V191H251ZM259 190V191H258ZM20 191H21V193H20ZM33 191H30V192H33ZM176 191V192H175ZM244 191V192H243ZM257 191H258V193H257ZM19 192V193H18ZM25 192V193H26ZM87 192V194H85ZM89 192V193H88ZM130 192V193H129ZM156 192V191H155ZM234 192V193H233ZM5 193V194H4ZM14 193V194H13ZM16 193H18L19 194V196L20 197H18V194L16 195ZM42 193H43V195H42ZM113 193L114 194H116V195H112L113 197H115V196H117V197H115L119 202L120 201H124V200H122V199H125L122 195H121V192H117V191H113ZM126 193H127V195H126ZM150 193V194H149ZM166 193V194H165ZM239 193H242V194H239ZM248 193H249V195H248ZM252 193L255 195V197L256 198H254V196L252 195ZM10 194V195H9ZM119 194V195H118ZM130 194V195H129ZM164 194H165V196H164ZM231 194V195H230ZM233 194V195H232ZM235 194V195H234ZM251 194V195H250ZM257 194H259V195H257ZM263 194V195H262ZM7 195V196H6ZM42 195V196H41ZM162 195V196H161ZM179 195V196H178ZM183 195H185L186 197H184ZM11 196V197H10ZM13 196V197H12ZM16 196V197H15ZM30 196V197H29ZM39 196H41L40 198H41V200H40V198L38 199L39 201H40V203H43V204H40L39 203V201L37 200V197H39ZM61 196L62 197H64V195L63 194H61ZM120 198H119V197ZM247 196H249V197H247ZM26 197H28V198H26ZM32 197V198H31ZM44 197V198H43ZM86 197H88V196H86ZM174 197V198H173ZM178 197H183V199L182 200H180ZM240 197V199H238V198ZM244 197V198H243ZM261 197V198H260ZM10 198V199H9ZM13 198H15V202H14V199ZM43 198V199H42ZM46 198V199H45ZM50 198V199H49ZM119 198V199H118ZM177 198H178V200H177ZM235 198H237V199H235ZM258 198H260L259 199V201H258ZM25 200V201H22V200ZM31 199H34L33 201L31 200ZM45 199V200H44ZM49 199V201L51 202V203H49V201H46V200H48ZM51 199H52V201H51ZM147 199H145V200H147ZM174 199V200H173ZM247 199V201L248 202H246L245 200ZM255 199H257V200H255ZM1 200V199H0ZM2 200V201H3ZM27 200L30 202V204L28 203V205L30 206L31 205V207H29V210L27 209V210H25L24 211V206H26V203H27ZM126 200V199H125ZM145 200H144V202H145ZM18 201V202H17ZM22 201V203H20ZM38 202V203H35V202ZM42 201V202H41ZM44 201V202H43ZM149 201V200H148ZM147 201V202H148ZM242 201V202H241ZM1 202V201H0ZM4 202V201H3ZM2 202V203H3ZM32 202V203H31ZM147 202H145V203H147ZM176 202H178V203H176ZM239 202V203H238ZM246 202V203H245ZM251 202V203H250ZM2 203H0V206H4V205H1ZM187 203H188V205H187ZM220 203H222V204H220ZM235 203V204H234ZM243 203V204H242ZM248 203H249V205H248ZM4 204H5V202H4ZM19 204V205H18ZM46 204V205H45ZM50 204V205H49ZM52 204V205H51ZM176 204H178V205H176ZM241 204V205H240ZM253 204V205H252ZM35 205H37L38 207L37 208H35L36 206ZM41 207H40V206ZM44 205H45V207H44ZM174 205V206H173ZM182 206V208H181V206ZM192 205V204H191ZM225 205H227V206H225ZM256 205H259L260 207H258V206H256ZM7 206V205H6ZM23 206V207H22ZM35 206V207H34ZM236 206H238L239 208H235ZM245 206V207H244ZM247 206V207H246ZM17 207H18V209H17ZM43 207V208H42ZM165 209H164V208ZM170 207V208H169ZM177 207V208H179V209H175V208ZM228 207H234L235 209H236V211H234V212H237V214H238V216L241 214V215H245L244 217H246V215L247 214H249V213H251V215H248L247 216V219L246 218H244L243 216H241V217H243L242 219L240 218H237V216H235V215H233V213L231 214L230 213V211H233V210H235V209H233V210H231V208H228ZM241 207V208H240ZM249 207V208H248ZM14 208V209H15ZM33 208V209H32ZM35 208V209H34ZM48 208H50V209H48ZM171 208H173V209H171ZM220 208V209H219ZM256 208L258 209V210H256ZM263 208V209H262ZM173 210H175L174 211V213H176V215L174 216L173 215V218L175 217V220L177 221V223H175V220H174V223L175 224H178V226H179V224L183 227L180 231H179V229H180V227L178 228L177 227V225L175 226V224L173 223V220H172V214H174V213H172V211ZM223 209H224V211H223ZM238 209V210H237ZM242 209V210H241ZM243 209L244 210H246V211H244V213H243ZM251 210V211H247V210ZM19 210V213H21L20 215H19V213H17V211ZM23 210V211H22ZM33 210V211H32ZM41 211H43V210H45L43 213H41V215H40V212ZM51 210V211H50ZM171 212V214H168L169 212ZM53 211V212H52ZM55 211V212H54ZM185 211H187V212H185ZM222 211V212H221ZM180 212V213H179ZM185 212V213H184ZM229 214H231L232 216H230V215H228V213ZM16 213L18 214V216H16ZM55 213H58V215H54ZM59 213H60V216H59ZM64 213L66 214V215H69V216H66V215H64ZM179 215H178V214ZM219 213V214H218ZM222 213H225V214H227L229 217H230V220H228V216L226 217L225 216V214L224 215H222ZM166 214H168V216L166 215ZM180 214L182 215V218H184L185 216H186V214L188 215V217L186 218V219H181V216H180ZM218 214V215H217ZM254 214V215H253ZM35 215V216H34ZM77 215H79V216H77ZM92 215H95V217H97V215L96 214H94V213H92ZM171 215V216H170ZM257 215H259V217H261L260 219H259V217H257ZM52 217V218H47V217ZM159 216H162V217H159ZM170 216V217H169ZM216 216L218 217H220V219L218 218H216ZM19 217V218H18ZM32 217V218H33ZM55 217L57 218V219H55ZM59 217H61V218H59ZM66 217H68V219H66ZM70 217H71V219H70ZM83 218V219H81V221L83 220V222H84V224H82L83 222H81L80 221V219H79V221H78V218ZM103 217H104V215H103ZM232 217V218H231ZM250 217V218H249ZM256 217V218H255ZM66 220V221H63L64 219ZM74 218V219H73ZM85 218V219H84ZM153 218V219H154ZM216 218V219H215ZM223 218H224V220H223ZM225 218H227V219H225ZM234 218V220L232 221V219ZM263 218V219H262ZM52 219V220H51ZM135 219L136 220H140V219H137L136 217H135ZM255 219H257V220H255ZM6 220H0V227L2 228V230H4V232H7V230H11L10 228H12V227H9L8 226V224L11 222L10 220H9V222L8 221H6ZM14 220V219H13ZM35 220V221H36ZM41 220V221H42ZM51 220V221H50ZM60 220H62L61 222H60ZM68 220H70V221H73V222H75L76 221V223H74L75 224V226L76 227H78V228H76L75 226L73 227L72 225H74V224H72V225H70L71 223H69V221ZM85 220V221H84ZM88 222H87V221ZM165 220V221H164ZM167 220V221H166ZM168 220H171V221H169L168 222ZM216 220H217V222H216ZM3 221V222H2ZM35 221H33V219H32V222H33V224H34V222ZM68 221V222H67ZM154 221V220H153ZM180 221V222H179ZM237 221H239V223L237 222ZM257 221H258V223H257ZM2 222V223H1ZM53 222V224H50V223H52ZM56 222V223H55ZM63 222V223H62ZM90 223L91 225H93V230H91L92 229V226L90 225V224H87V223ZM108 222V226L106 225V223ZM158 222H159V224H158ZM165 222H168L167 223V225L166 224H164ZM179 222V223H178ZM226 223V225L225 224H223V223ZM230 222H232V223H230ZM243 222H249L248 223V225H252V226H255L254 224H256L257 226H261L260 228H259V232L261 233H259V235H257V231L255 230V229H258V228H254L253 230H255L254 232L252 231V229H250V227H249V230L248 229H245L244 227H245V225H247L246 223H244V227L242 228V226H240L241 224H243ZM48 223V224H47ZM66 223V224H65ZM69 225H68V224ZM105 223V224H104ZM227 223H228V226H227ZM234 223L236 224V223H238V224H236V225H234ZM11 224H12V222H11ZM37 224V223H36ZM41 224H40V226H41ZM50 224V225H49ZM63 224V225H62ZM81 224H82V227H81ZM154 224V225H153ZM169 224V225H168ZM183 224V225H182ZM229 224H232V225H230L231 226V228H227V227H230L229 226ZM60 225V226H59ZM66 225V226H65ZM105 225V226H104ZM11 226V225H10ZM72 226V228H70ZM91 226V228H88V227H90ZM101 226H103L102 227V229H104V228H108V230L106 231V229H104L103 230V232H99V230H98V228L100 229V227ZM129 226V227H128ZM154 226V228H152ZM156 226V227H155ZM227 226V227H226ZM256 226V227H257ZM7 227H9V228H7ZM37 227L39 228V230H41L40 232L38 231V230H35L36 228H33L32 230H28L27 231V233L25 234V236H26V238H28V239H36V238H38L39 236H40V234H42L43 232L42 231H45V230H42L40 227H39V225H37ZM57 227H59V230L57 229ZM61 227H67L65 230H64V228H62V229H60ZM88 229H90V230H88L87 232H86V230H87V228ZM94 227H95V229H94ZM128 227V228H127ZM148 227V228H147ZM177 228V229H175V230H172L173 228ZM214 227V228H213ZM233 227V228H232ZM247 227V226H246ZM0 228V229H1ZM32 228V227H31ZM52 228V229H53ZM82 228V229H81ZM97 228V229H96ZM119 228V226L117 227V229ZM141 228H142V230H141ZM146 228V229H145ZM172 228V229H171ZM252 228V227H251ZM71 229H72V231H71ZM75 229H76V231H77V233H76V231H75ZM83 231V232H80L81 230ZM84 229V230H83ZM102 229H100L101 231H102ZM137 229H139L138 227H137ZM149 229V230H148ZM153 229H154V231H153ZM155 229H156V232L158 231V229H160L157 233H158V235H160L161 236V239H160V236H159V239L158 240H156L157 238V235H155V238H154V235H153V238H152V236H151V233L153 234H155L156 232H155ZM164 229H165V227H164ZM221 229H223V230H221ZM240 229V230H239ZM244 230V232H245V230L246 231H249L248 233H242L243 232V230ZM73 230H74V232H73ZM96 230H98L96 233H94ZM122 230V231H121ZM161 230L163 231V232H161ZM173 232H172V231ZM178 230V231H177ZM242 230V231H241ZM109 231V232H108ZM128 231V232H129ZM149 231H151V232H149ZM153 231V232H152ZM184 232V233H182V235L180 234L181 232ZM233 231H235V233L237 234V237L235 236H233ZM239 231H241V232H239ZM263 233H264V228H263ZM3 232V231H2ZM3 232V233H4ZM29 232V233H28ZM60 232H63V234L64 235H62L61 236V234L62 233H60ZM102 233V234H97V233ZM106 232H108L109 234H107ZM161 232V233H160ZM170 232V235H173V237L174 236H176V234L177 233H179L178 235H180L178 238H180L179 239V241H177L178 240V238H177V240H175V241H177V242H175L174 241V239H173V237H168V238H172V241L175 243V244H173V242H172V244H171V241H170V239H168V240H166V242L165 241H162L161 242V240H163V237H164V234L163 233H169ZM171 232H172V234H171ZM240 234H239V233ZM253 234H252V233ZM1 233V232H0ZM37 233V234H36ZM82 233H83V235H82ZM94 233V234H93ZM106 233V234H105ZM150 233V234H149ZM156 233V234H157ZM174 233V234H173ZM203 233V234H202ZM204 233H206V235L204 234ZM235 233H234V235H235ZM254 233H256L255 235H254ZM59 234H60V236H59ZM76 235V236H74V235ZM88 234V235H87ZM91 234V235H90ZM93 234V235H92ZM103 234H105V235H103ZM135 236H134V235ZM200 234H202V235H200ZM239 234V235H238ZM5 235V234H4ZM3 235V236H4ZM6 235H8V236H10L9 234H6ZM5 235V236H6ZM35 237H34V236ZM68 235H70V236H72L73 235V239L71 240V238L68 236ZM115 235H117V234H115ZM144 235H145V237H144ZM148 236V238H149V236H150V240L149 239H147V236ZM177 235V236H178ZM241 235L242 236H244V238H245V236H247L248 238L246 239L247 241H245V240H243V238H242V240L240 239V237H241ZM251 235H252V237H253V240L254 241H256L257 242V244L259 245H256L255 243L256 242H254L253 243V240L251 239V240H249L250 239V237H251ZM256 235H257V237H256ZM80 236H82L81 238H82V240L81 239H79L78 237H80ZM100 236V237H99ZM108 236V237H107ZM123 237V239H122V237ZM131 238H130V237ZM137 236V237H136ZM168 236V235H167ZM183 236V237H182ZM186 236H188L190 239H188V237H186ZM204 236H206V240L205 239H203L202 240V238L204 237ZM208 236H209V238H208ZM98 237V238H97ZM104 237H107V238H104ZM121 237V238H120ZM132 237H134L133 239H132ZM166 237V236H165ZM202 237V238H201ZM231 237H233L232 239H231ZM251 237V238H252ZM0 238H2V239H4V237H2V235H0ZM47 238V239H48ZM58 238H60V239H58ZM64 238H65V242H67V243H65L64 241H62V240H64ZM101 238L103 239V240H101ZM122 239L121 240V242H120V239ZM135 238H137V240L138 241H142V239H143V243H144V247L142 246V244H141V241H140V244H141V248H134V250H136L135 252H133L132 251V253L129 251V257H128V255L126 256V260L123 258V257H125V256H123L122 257V259H121V255L123 254H121V252L122 251H120V250H115V251H111L112 250V248L114 249L115 247H114V245L116 246V248L117 247H120V244L123 242L124 243V241H125V243H126V245L127 244H130V242L131 243H133V245H134V243L135 242H137V240H135ZM176 238V237H175ZM182 238H186L185 240L187 241L186 243H189L188 245H187V247H181V244L183 245V239ZM198 238V239H197ZM216 239V240H218L217 242V244L215 245V247L213 246V248H212V246H210V248L208 247V246H206L205 244H207L208 242L210 243V241H211V239ZM220 238V237H219ZM256 240H255V239ZM57 239V240H56ZM62 239V240H61ZM77 239H79V240H81V242H82V245L79 243H77L76 242V245H74V243H75V240L76 241H78ZM86 239V240H85ZM89 239H90V241H89ZM110 239V240H109ZM112 239H114V241L113 242H116V243H113L112 244V247H111V244L110 243H112V242H106V241H112ZM148 240V242L149 241H158V242H156V243H146L147 241L146 240ZM197 239V241L195 242V240ZM239 239V240H238ZM4 240H7V238L6 239H4ZM53 240H55V241H53ZM67 240V241H66ZM70 240V241H69ZM130 240V241H129ZM132 240H134V242L132 241ZM215 240V241H216ZM239 241V243H236V242H238ZM241 240V241H240ZM248 240H249V243L250 244H254V246L256 245V246H258L257 247V249L258 250H254V249H256V246L254 247L253 246V248H252V245L250 246V244L248 243V246H250V247H248V246H246L247 247V251H246V249L244 250V248H246V247H244L245 245H247L246 243L248 242ZM59 241V242H58ZM64 242V243H62V242ZM74 241V242H73ZM88 241V242H87ZM105 241V242H104ZM146 241V242H145ZM152 241V242H153ZM154 241V242H155ZM189 241V242H188ZM202 241H204L203 242V244H204V246L202 247ZM205 241H207V242H205ZM222 243H221V242ZM225 241H226V243H225ZM259 241V242H258ZM2 241H1V239H0V244H2L1 243ZM59 244H58V243ZM61 242V243H60ZM85 242H87L86 244H85ZM129 242V243H128ZM159 242H161L162 243V245H160V244H158ZM170 242V243H169ZM179 242L181 243V244H179ZM195 244H194V243ZM235 242V243H234ZM244 242H246V243H244ZM54 243H55V246L56 247H52V246H54ZM101 243H103L102 245L103 246H101ZM106 243V244H105ZM118 243H120V244H118ZM122 243V244H123ZM139 243V242H138ZM138 243H137V245H135V246H138ZM164 243V244H163ZM168 243V244H167ZM191 243H193V244H191ZM209 243L207 244V245H209ZM227 243H228V245H227ZM242 243H244V244H242ZM262 243V242H261ZM260 243V244H261ZM71 244L73 245V246H71ZM166 244V245H165ZM179 244V245H178ZM233 244H235V246L233 245ZM24 244L23 243H21V246H19L18 245V247L17 248H19V251L21 252V251H23L24 253L22 254V257H21V259L22 258H24V259H22V261H24L26 258H27V256H30V254L29 253H32V251H33V255H35L34 257H37V252L39 253L40 251V253L39 254H41L42 255V257H47L48 255L51 257V254L53 253H51L50 252V250L49 249H47L46 250V247H48L47 245H41L40 247H45V248H43V249H45L47 252H48V250H49V252L51 253V254H49V252L47 253L45 250H44V252H43V250H41V249H39L38 250V248H34L33 250L32 249H30V247H28V245H27V247H26V244H25V246H23ZM98 245H100L101 246V248L98 246ZM124 245V244H123ZM123 245H121L122 247H123ZM126 245L124 246V247H126ZM131 245V244H130ZM185 245V244H184ZM191 245V246H190ZM195 245V246H194ZM226 247H225V246ZM238 245V246H237ZM243 245V246H242ZM105 246V247H104ZM107 246L108 247H110L111 248V250H110V248L108 249V253H106V255H108V256H106L105 255V253L104 252H106V251H103V249L104 248H106L107 249ZM128 246V245H127ZM149 246V247H148ZM151 246V247H150ZM161 247V246H165V247H162V249L160 248V250H158V248L159 247ZM167 246V247H166ZM186 246V245H185ZM218 246V247H217ZM224 246V247H223ZM231 246L233 247V248H236V250L234 249V251L236 252L235 254H237V252H238V254H240V255H232L233 257H231V254L229 255V257H230V262H229V260H228V256L226 257L225 255L227 254L228 255V252H226L228 249L230 250V248H231ZM240 247V248H242V247H244V248H242L243 250H244V252L245 253H247V256L249 255V257H247L246 258V255H244L245 253L244 252H242L241 253V251H243V250H238V248L237 247ZM262 246V247H261ZM25 247V248H24ZM39 247V246H38ZM39 247V248H40ZM63 247V248H64ZM103 247V248H102ZM130 247V246H129ZM169 247H170V249H169ZM180 247H181V249H180ZM206 247V251L205 250H203L204 248ZM227 247H228V249H227ZM262 248V250H261V248ZM57 248L55 249V251L54 252H56L57 251ZM61 248V247H60ZM71 248V249H72ZM151 248V249H150ZM154 248V249H153ZM156 248V249H155ZM180 250H179V249ZM191 248V249H190ZM249 248V249H248ZM252 248V249H251ZM27 249V250H26ZM70 249V248H69ZM99 249L101 250V251H99ZM118 249V248H117ZM120 249V248H119ZM125 249V248H124ZM126 249H127V247H126ZM131 249H133V248H131ZM130 249V250H131ZM165 251H164V250ZM190 249V250H189ZM203 251H202V250ZM207 249H208V252H207ZM213 249V250H212ZM31 250V251H30ZM36 250H38V251H36ZM60 250V249H59ZM61 250H63L62 248H61ZM85 250H86V253H84L85 252ZM90 250V249H89ZM109 250H110V252H109ZM154 250H156L155 251V253L156 252H158L159 254H155V253H153V251ZM158 250V251H157ZM168 250L170 251V255L168 254ZM172 250V251H171ZM173 250L175 251V252H173ZM202 252H204L205 254H202V253H200L201 251ZM231 250H232V248H231ZM29 253H28V252ZM66 251V250H65ZM91 251V250H90ZM98 251L99 252H103V254H100V253H98ZM127 250H125V252H126ZM147 251H149L150 253L148 254L149 256L151 255V253H153L151 256L153 257L154 256V258H152V257H149L148 258V256H144L146 259H145V261L144 262H142V261H140V260H137L138 258L140 259V257L142 258V259H144V257H142L141 255H143V254H145L146 253V255H147ZM163 251H164V253H163ZM184 253H183V252ZM211 251V252H210ZM233 251V250H232ZM240 251V252H239ZM46 252V253H45ZM58 252H61V253H59L58 254ZM64 252V251H63ZM71 252V253H70ZM73 251H71V250H69V252H67L66 251V253L65 254H62V251H57V253H56V256H55V253H53L54 254V256H53V254H52V256L54 257V262H55V260H58V259H55L56 257H58V258H63L65 261H67V260H70L71 259V257H72V254L74 253H72ZM113 252V254L111 255V253ZM124 252V251H123ZM136 252L138 253V254H136ZM173 254H172V253ZM181 254H180V253ZM187 252V253H186ZM213 252V253H212ZM225 252H226V254H225ZM249 252V253H248ZM27 253V254H26ZM34 253H36V254H34ZM128 253V252H127ZM127 253H125V254H127ZM175 253V254H174ZM182 253L184 254V256L182 255ZM202 254L201 256H199L200 254ZM230 253H231V251H230ZM29 254V255H28ZM38 254V256H41V255H39ZM58 254V255H57ZM68 255L67 257H70L69 259H67L66 257H62V255ZM70 254V255H69ZM116 254V255H115ZM137 256H136V255ZM169 255V256H166V255ZM178 254V255H177ZM186 254V255H185ZM199 254V255H198ZM215 254H218V258L217 259H214V255ZM221 254V255H220ZM233 254V253H232ZM26 255V256H25ZM61 255V256H60ZM74 255H75V253H74ZM96 255V256H95ZM103 255V256H102ZM118 255V256H117ZM120 255V256H119ZM163 255H165V256H163ZM176 255L178 256L177 258H176ZM48 256V257H49ZM60 256V257H59ZM139 256V257H138ZM172 256V257H171ZM181 256V257H180ZM193 256V257H192ZM222 256H223V261L221 262L220 260H219V258L221 259L222 258ZM224 256H225V260H226V263L224 262ZM245 256V257H244ZM250 256H253V258L255 259L254 261V263H252L253 262V258L252 257H250ZM13 257V258H12ZM15 257H17V256H15ZM14 256H11V257H9V263H8V261L6 262V258H4V259H2V260H0L2 263L5 261L6 263L5 264H16V263H11L13 260L15 261V262H17V264H30V257H29V263L28 262H22L21 263V261L19 262V261H17V259L15 258ZM41 257V258H42ZM53 257H51L50 259H51V262L53 261L52 260V258ZM97 257H99L98 258V260H97ZM138 257V258H137ZM168 257H169V259H168ZM183 257V258H182ZM239 258L240 260H238L237 258ZM244 257V258H243ZM0 258H3L2 256H0ZM18 258V257H17ZM72 258V260H74ZM79 258L81 259L80 261H79ZM110 258V260H108ZM115 258H118L119 260H117V259H115ZM170 258H171V260H170ZM190 258V259H189ZM200 258V259H199ZM203 258V260H201ZM227 258V259H226ZM234 258H236L235 260H234ZM262 259V260H259V261H262V262H259L258 263V259ZM16 259V260H15ZM20 259V257L18 258V260H21ZM32 259V258H31ZM35 259V258H34ZM33 259V262L34 261H36V263H37V261L38 260H34ZM38 259H39V257H38ZM48 259V258H47ZM46 259V260H47ZM49 259V260H50ZM62 259V260H63ZM115 259V260H114ZM131 261H130V260ZM136 259V260H135ZM153 259H155V260H157L156 262L153 260ZM176 259V260H175ZM199 259V260H198ZM4 260V261H3ZM12 260V261H11ZM40 261H41V259H39ZM43 261L45 260V258L44 259H42ZM105 260H107V261H105ZM112 260H114L113 261V263H112ZM147 260V261H146ZM178 260V261H177ZM219 260V261H218ZM235 262H234V261ZM248 260V261H247ZM11 261V262H10ZM40 261H38V263L37 264H41L42 263V261H41V263H40ZM59 261H60V259H59ZM149 261V262H148ZM154 261V262H153ZM182 261V262H181ZM186 261V262H185ZM204 261V262H203ZM239 261H241V263L239 262ZM0 262V263H1ZM46 262V261H45ZM47 262H48V260H47ZM51 262H49V263H47V264H52ZM71 262V261H70ZM70 262H66L67 264H69ZM74 262H75V260H74ZM73 262V263H74ZM100 262V263H101ZM109 262V263H108ZM128 262H131V263H128ZM141 262V263H140ZM184 262V263H183ZM189 262V263H188ZM207 262V263H206ZM224 262V263H223ZM1 263V264H2ZM56 263V262H55ZM58 263V262H57ZM73 263H70V264H73ZM86 263V264H87ZM4 264V263H3ZM31 264H32V262H31ZM43 264H44V262H43ZM54 264V263H53ZM59 264H63V262L61 263V262H59ZM74 264H77V262H75ZM93 264V263H92ZM99 264V263H98ZM101 264H103V263H101ZM158 264H160V263H158Z\"/></svg>", "mask_w": 264, "mask_h": 264}]
</instances>
